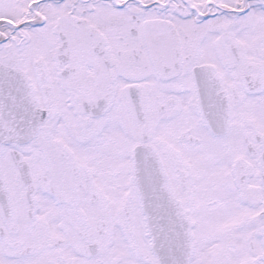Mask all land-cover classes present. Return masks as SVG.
<instances>
[{
	"label": "flooded vegetation",
	"instance_id": "obj_1",
	"mask_svg": "<svg viewBox=\"0 0 264 264\" xmlns=\"http://www.w3.org/2000/svg\"><path fill=\"white\" fill-rule=\"evenodd\" d=\"M1 73L43 122L0 143V264H159L144 146L189 264H264V0H0Z\"/></svg>",
	"mask_w": 264,
	"mask_h": 264
},
{
	"label": "water",
	"instance_id": "obj_2",
	"mask_svg": "<svg viewBox=\"0 0 264 264\" xmlns=\"http://www.w3.org/2000/svg\"><path fill=\"white\" fill-rule=\"evenodd\" d=\"M15 100L20 103V97L17 93H15ZM20 108L22 110L23 106ZM1 127L2 125L0 124V129ZM11 127L13 128L11 134L19 137L20 134L29 132L33 125L15 121ZM144 153H134L133 162L136 183L141 193H145L144 212L147 216L150 235L154 241L155 239H164L170 244V253L172 256L174 254L175 258L173 257L171 261L167 258L165 264H184L189 253L185 256L182 249L183 245L188 244L189 236H182V234L172 232V230H178L181 227V222L176 217L162 219L159 216H155L157 213L173 214L177 212V206L175 202L169 201L165 178L157 165L154 164L152 155L147 150ZM164 198L168 199L165 201Z\"/></svg>",
	"mask_w": 264,
	"mask_h": 264
},
{
	"label": "bare ground",
	"instance_id": "obj_3",
	"mask_svg": "<svg viewBox=\"0 0 264 264\" xmlns=\"http://www.w3.org/2000/svg\"><path fill=\"white\" fill-rule=\"evenodd\" d=\"M179 249H180V247H179Z\"/></svg>",
	"mask_w": 264,
	"mask_h": 264
}]
</instances>
